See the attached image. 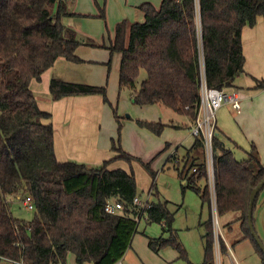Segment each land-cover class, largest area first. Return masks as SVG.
I'll list each match as a JSON object with an SVG mask.
<instances>
[{
    "label": "trees",
    "instance_id": "1",
    "mask_svg": "<svg viewBox=\"0 0 264 264\" xmlns=\"http://www.w3.org/2000/svg\"><path fill=\"white\" fill-rule=\"evenodd\" d=\"M74 4L75 0H0V255L24 264H66L70 253L80 263L116 264L131 246L137 230L139 222L134 217L141 209L134 199L141 193L134 171L110 169L108 165L117 159L129 163L137 160L153 178L156 176L151 161L127 152L120 138H112L115 156L101 165L59 161L52 113L40 107L32 81L41 80L61 57L83 62L77 53L81 45L105 47L111 56L121 54L119 87L131 91L135 104L164 105L190 117L194 124L203 80L209 87L227 91L237 86V79L246 72L243 29L256 25L264 15V0H162L160 5L144 2L138 5L144 21L120 20L107 44L80 34L64 22L66 17L90 16L75 12ZM98 16L106 19L104 8ZM111 60L107 63L109 69ZM142 71L146 77L139 84ZM254 88L264 89V79L255 78ZM49 90L53 100L101 95L113 107L120 132L121 117L105 85L53 77ZM137 123L158 135L170 125L139 119ZM225 143L226 138L216 131V212L218 216L240 213L236 220L244 237L253 240L264 262V252L248 227L250 195L264 177V163L254 142L242 160ZM193 147L204 148L203 140L197 138ZM194 165L199 166L198 170L188 176ZM180 171L182 177L187 172L183 188L194 189L212 209L205 163L192 161L189 168L185 165ZM201 180L205 181L204 187L199 185ZM26 195L35 201L32 220L20 219L11 210L13 199ZM108 200L123 203L122 212L108 213ZM168 204V200L150 202L146 209L148 223L158 222L164 232L171 233L170 238L150 239V245L173 243L184 254L173 233L174 213ZM204 226L203 264H215L213 215ZM218 244L221 252L228 254L220 236Z\"/></svg>",
    "mask_w": 264,
    "mask_h": 264
},
{
    "label": "rangeland",
    "instance_id": "2",
    "mask_svg": "<svg viewBox=\"0 0 264 264\" xmlns=\"http://www.w3.org/2000/svg\"><path fill=\"white\" fill-rule=\"evenodd\" d=\"M161 1L75 0L73 10L77 13L90 15L80 17L79 20L82 26L78 25L76 28L80 34L91 36L100 43L104 41L108 44L109 37L113 36L115 26L120 20L126 18L131 22L144 21V13L138 8L139 4L152 2L155 5H160ZM101 8L105 9L106 19L98 16L101 13ZM64 22L71 25V20L68 17L64 18ZM80 48L88 57V62L83 64L87 74L80 78L85 80L102 79V84H92L105 85L107 87L108 98L112 105L117 108L118 115L121 117L122 127L119 132V125L115 118L113 107L109 103H105L103 98L101 99L108 110L111 121L115 123V134L113 137L120 138V143L127 152L141 158L145 162L151 161V167L156 172V176L153 178L146 167L137 160L129 163L126 160L117 159L109 163L108 167L113 163L115 168H122L129 172L134 171L138 190L141 193L139 197L143 201L148 198L150 202L169 201L168 207L174 213L173 233L177 241L181 243V247L185 249L183 254L173 243H165L164 245L159 243L151 246L150 239H158L161 236L170 238L171 233L164 232L163 226L158 222L148 223L146 215L138 223L131 246L121 258V262L119 261L116 264H203L204 241L202 236L205 233L204 223L213 215V208L211 209L209 203L203 202L194 189L189 187L184 189V178L180 175V170L183 169L184 165H187V168L191 165V159L185 164L184 157L196 138L192 135L186 136L185 131L180 128L175 129L166 126L160 135L151 132L156 140L163 143L159 150L152 152V140L143 136L142 132L139 131L140 128H143V130H147L151 134L150 130L140 127L137 123L139 119L164 123L174 122L184 126L183 123L189 121L188 116L175 113L161 104L144 106L135 104L131 99V91L127 88L120 89L119 87L120 53L115 52L111 56L110 50L105 47L81 45ZM110 59L112 60L111 68L109 69L107 63ZM145 77L146 72L142 71L138 79L139 84ZM37 82H41L37 85L38 90L35 88ZM77 82L91 84L87 81ZM31 86L35 90L38 101H44L47 92H49L47 81L42 77V81L33 80ZM236 111L237 109L227 102L217 111L216 118L217 124L221 128L223 125L224 128L226 127L225 125H228L230 131H241L238 138L239 144L236 146L234 143L229 142L227 145L231 148L236 158L242 160L247 157L246 151L249 149L250 144L245 141V135L233 117V113H236ZM104 125L106 126V122ZM166 143H173V145L161 152L166 147ZM159 152L161 153L159 154ZM194 153L200 152L195 151ZM191 172L189 170L188 176H190ZM186 173L183 177L186 176ZM208 182L210 184L209 178ZM199 185L204 187L205 181H199ZM11 210L16 217L24 220L34 219L36 213L35 210L28 209L25 206L22 197L13 199ZM239 214L238 211H231L220 215L217 217V225L214 219L215 216H213L214 238L217 241L215 264H263L260 255L255 250L253 240L250 237H244V231L236 220ZM219 236L224 239L228 248V254L226 255L221 252L218 244ZM66 264L93 263L90 261L80 263L76 260L75 255L70 253Z\"/></svg>",
    "mask_w": 264,
    "mask_h": 264
},
{
    "label": "crops",
    "instance_id": "3",
    "mask_svg": "<svg viewBox=\"0 0 264 264\" xmlns=\"http://www.w3.org/2000/svg\"><path fill=\"white\" fill-rule=\"evenodd\" d=\"M68 18L71 20L72 26H82L79 20L80 17ZM242 40L243 51L246 58V72L237 79V86L228 90V92L234 91L238 93L241 99V108L237 110L236 113H233V117L244 133L245 141H247L250 146L252 142L256 144L262 162L264 163V89L254 88L255 78L264 79V15L258 18L256 25H247L244 27ZM77 53L84 60L83 62L75 63L61 57L57 59L51 69L43 73L42 77L47 81L48 86L53 77L72 82L87 81L91 84L103 83L102 79L85 80L80 78L87 74L83 64L88 62V57H86L85 52L81 50L80 47L77 49ZM37 81H42V79ZM40 83L41 82H37L35 84L36 90H38L37 85ZM33 91L35 92L34 89ZM48 91L46 99L42 102L39 101V105L42 109L52 113V122L55 127V151L59 161L73 160L85 162L90 165H97L115 156V152L111 149L112 138H114L113 136L115 134V123L111 121L108 110L101 101L103 98L101 95L66 96L58 100H53L50 90ZM188 118L189 121L183 123L184 126L182 125L179 128L185 131L186 136L192 135L197 139L190 131V127L193 123L190 117ZM105 122L106 126L104 125ZM171 123H168L170 124L168 126L176 129L174 122ZM225 126V128L224 125L221 128L217 124L218 133L226 138V147L229 148L227 145L229 142L237 146L239 144L238 142H240L238 138L241 131H230V127H228V125ZM139 131L142 132L143 136L152 140V152H156L161 148L163 143L155 139L151 130V134H149L147 130H143V128H140ZM195 141L188 149L187 155L184 158L186 162L191 159V162L196 161V163L200 164L204 161L205 152L203 147H193ZM172 145L173 143H166L168 148ZM167 147L161 152L165 151ZM195 151H199L200 153H194ZM161 152H159V154ZM109 168L115 169L113 163ZM254 217L256 231L264 242V189L259 195ZM255 250L257 251L256 248ZM257 253L259 254L258 251ZM260 258L262 259L261 255Z\"/></svg>",
    "mask_w": 264,
    "mask_h": 264
},
{
    "label": "built area",
    "instance_id": "4",
    "mask_svg": "<svg viewBox=\"0 0 264 264\" xmlns=\"http://www.w3.org/2000/svg\"><path fill=\"white\" fill-rule=\"evenodd\" d=\"M231 103L237 110L241 108V99L237 92H228L225 89H218L216 87H209L203 80L201 87V102L199 106L198 116L195 123L190 127V131L197 138H201L204 143V163L207 167L208 178L210 179V188L212 195V208L213 216L218 224V214L216 212V199H215V171H214V146L213 140L217 131V111L225 104ZM199 166L194 165L191 169L192 172H196ZM25 206L28 209L35 210V201L33 196L26 195L22 198ZM134 204L137 205L141 210L140 213L135 215V220L139 222L144 216L147 215L146 209L150 206L149 198L143 201L139 196L135 197ZM123 203L119 201L108 200L105 206V210L108 213L116 214L122 212ZM121 262V261H120ZM1 264H24L17 262L14 259L4 257L0 255Z\"/></svg>",
    "mask_w": 264,
    "mask_h": 264
},
{
    "label": "water",
    "instance_id": "5",
    "mask_svg": "<svg viewBox=\"0 0 264 264\" xmlns=\"http://www.w3.org/2000/svg\"><path fill=\"white\" fill-rule=\"evenodd\" d=\"M263 186H264V177L251 191L250 203H249V209H248V227L251 231L252 236L255 238L261 250L264 252V242L262 241L261 237L257 233L255 224H254V205H255V201L257 199L258 193L260 192Z\"/></svg>",
    "mask_w": 264,
    "mask_h": 264
}]
</instances>
